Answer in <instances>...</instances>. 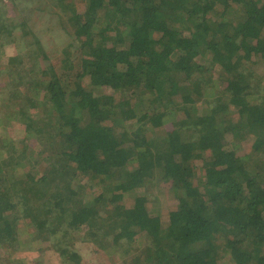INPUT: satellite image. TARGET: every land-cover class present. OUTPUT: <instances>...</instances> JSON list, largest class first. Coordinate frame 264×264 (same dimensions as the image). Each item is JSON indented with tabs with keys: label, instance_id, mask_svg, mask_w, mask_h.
<instances>
[{
	"label": "trees",
	"instance_id": "1",
	"mask_svg": "<svg viewBox=\"0 0 264 264\" xmlns=\"http://www.w3.org/2000/svg\"><path fill=\"white\" fill-rule=\"evenodd\" d=\"M20 5L0 0L1 45L30 32ZM37 7L72 40L57 65L19 61L0 94L20 98L30 137L57 143L42 152L24 136L1 154L0 247L22 248L23 222L29 247L51 242L69 260L80 256L62 230L81 227L124 264H264V85L251 65L264 61V0Z\"/></svg>",
	"mask_w": 264,
	"mask_h": 264
},
{
	"label": "rangeland",
	"instance_id": "2",
	"mask_svg": "<svg viewBox=\"0 0 264 264\" xmlns=\"http://www.w3.org/2000/svg\"><path fill=\"white\" fill-rule=\"evenodd\" d=\"M21 3L20 7L23 9L21 17L26 20L28 23L30 32L24 33V29L17 28L15 34L16 39L14 42L6 43L5 45L0 44V68L6 65L12 66L11 72L16 69V64L20 61V66L27 65L33 66L34 71H38L40 67L48 63H53L57 65L60 61V54L65 47L67 48L70 43L71 36L67 33L66 29L60 22L59 14L55 12H49L41 10L37 7L38 0H18ZM17 12V11H16ZM105 22H102V24ZM10 36L4 37V40H7ZM38 43V45L32 44L33 42ZM41 46L44 50L49 52L50 60H43L40 58V49L38 46ZM30 50H27L28 47ZM20 57V58H18ZM12 59H16L12 61ZM253 73L258 77L264 85V61L258 57L253 56L251 60ZM5 73V72H4ZM16 72L5 73L0 69V82L4 80H12L15 78ZM12 75V76H11ZM26 94H29V90L26 91ZM42 90L33 89L32 93L29 94L34 101L42 99L45 94ZM9 94H0V159L1 154L6 155L9 153V147L26 136L31 138V143L36 148L43 149L42 152L53 153L52 150L56 148L57 141L51 136L48 138L40 139L36 142V135L30 137L27 134V129L22 123V120L16 119V114L13 110L18 111L19 106L16 103L19 102L18 99L9 100ZM15 114V116H14ZM22 118V117H21ZM41 136H46L45 134ZM44 144H49L45 146ZM52 144V145H51ZM18 145H21L18 143ZM35 149V148H34ZM58 159L55 160V163H58ZM254 171V170H253ZM75 184V183H74ZM64 198V197H62ZM107 211H102L106 215L110 214L111 206L106 207ZM102 212H100L102 214ZM108 212V213H107ZM111 215V214H110ZM116 215L111 218L114 219ZM109 219L108 221H111ZM25 223L20 222L19 228L21 232V237L23 239L22 248H12V247H0V264H124L122 261L125 258V255L122 254V259H119L118 252H112L113 255L100 254V250L96 244H88L81 240V235L84 234V231H81V227L76 230L77 237L73 232L72 228L67 227L62 231L67 234H73L72 245L70 251H76L80 259L77 261L75 258L69 260L68 256L64 257L61 254V251L56 250L55 246L51 242L45 243H34L33 248L27 245L25 237L31 235L33 228L23 226ZM30 231V233H28ZM64 232H61L58 237H62ZM60 237V238H61ZM58 239L56 240V242ZM58 243V242H57ZM62 248H66V244L58 243ZM66 248V249H69ZM59 250H61L59 248ZM117 260V261H115ZM226 261L225 258L221 260V263Z\"/></svg>",
	"mask_w": 264,
	"mask_h": 264
},
{
	"label": "crops",
	"instance_id": "3",
	"mask_svg": "<svg viewBox=\"0 0 264 264\" xmlns=\"http://www.w3.org/2000/svg\"><path fill=\"white\" fill-rule=\"evenodd\" d=\"M22 9V8H21ZM22 12H23V9H22ZM61 22V21H60Z\"/></svg>",
	"mask_w": 264,
	"mask_h": 264
}]
</instances>
